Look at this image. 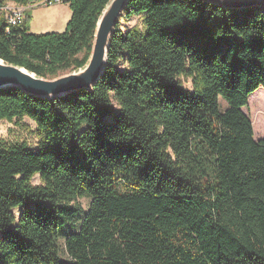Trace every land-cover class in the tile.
<instances>
[{"label": "trees", "instance_id": "obj_1", "mask_svg": "<svg viewBox=\"0 0 264 264\" xmlns=\"http://www.w3.org/2000/svg\"><path fill=\"white\" fill-rule=\"evenodd\" d=\"M109 1L67 0L63 32L0 17V59L49 79L82 68ZM133 16L144 31L119 21L91 89H0V121L39 136L0 138V264H264V137L243 111L264 89V6L130 0Z\"/></svg>", "mask_w": 264, "mask_h": 264}, {"label": "water", "instance_id": "obj_2", "mask_svg": "<svg viewBox=\"0 0 264 264\" xmlns=\"http://www.w3.org/2000/svg\"><path fill=\"white\" fill-rule=\"evenodd\" d=\"M129 1L110 0L107 3L97 22L91 54L82 68L49 79L0 59V89L18 87L28 95L41 99H56L76 91L91 89L105 71L116 26ZM206 1L228 9L264 6V0Z\"/></svg>", "mask_w": 264, "mask_h": 264}, {"label": "rangeland", "instance_id": "obj_3", "mask_svg": "<svg viewBox=\"0 0 264 264\" xmlns=\"http://www.w3.org/2000/svg\"><path fill=\"white\" fill-rule=\"evenodd\" d=\"M28 12L31 16L30 30L32 33L41 34L46 32H63L68 21L71 18L72 12L68 4H40L42 0H30ZM8 4H14L13 0H6ZM0 17H5V12L0 10ZM120 28L123 31L129 29H137L144 31L143 17L133 16L131 18L122 17L120 19ZM68 73V72H67ZM66 74V73H64ZM63 75V74H62ZM179 81L182 86L190 89L191 81L185 77H180ZM222 109L227 107L226 102L220 100ZM243 111L253 123L255 138L264 137V89H258L250 96V101L247 107H243ZM38 133L36 123L28 117L23 118L20 122L0 121V138L8 142H27L33 148L37 147ZM34 183L39 184V176H35ZM84 210L88 209L90 198L88 196L79 199ZM76 226L68 227L63 235L59 238L60 253L64 260H67L65 251V236L71 231H74Z\"/></svg>", "mask_w": 264, "mask_h": 264}, {"label": "built area", "instance_id": "obj_4", "mask_svg": "<svg viewBox=\"0 0 264 264\" xmlns=\"http://www.w3.org/2000/svg\"><path fill=\"white\" fill-rule=\"evenodd\" d=\"M67 0H42L40 4L53 5V4H65ZM29 5H21L18 3L8 4L0 7V10L5 12L6 21L10 25H19L25 20V13L28 11Z\"/></svg>", "mask_w": 264, "mask_h": 264}, {"label": "crops", "instance_id": "obj_5", "mask_svg": "<svg viewBox=\"0 0 264 264\" xmlns=\"http://www.w3.org/2000/svg\"><path fill=\"white\" fill-rule=\"evenodd\" d=\"M30 3H31V1H30Z\"/></svg>", "mask_w": 264, "mask_h": 264}]
</instances>
